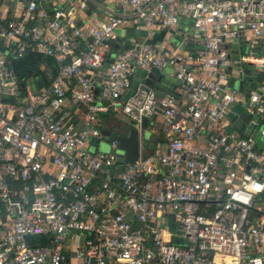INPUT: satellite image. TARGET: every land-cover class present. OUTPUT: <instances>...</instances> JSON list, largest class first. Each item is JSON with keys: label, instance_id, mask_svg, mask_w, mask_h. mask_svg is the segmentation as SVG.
I'll return each mask as SVG.
<instances>
[{"label": "built area", "instance_id": "1", "mask_svg": "<svg viewBox=\"0 0 264 264\" xmlns=\"http://www.w3.org/2000/svg\"><path fill=\"white\" fill-rule=\"evenodd\" d=\"M115 1L0 3V46H20L0 49V264H264V0ZM128 25L145 36L120 40ZM29 52L57 63L39 89L11 66ZM152 67L175 90L141 81L123 100ZM109 110L164 148L127 163L112 136L98 152Z\"/></svg>", "mask_w": 264, "mask_h": 264}, {"label": "crops", "instance_id": "2", "mask_svg": "<svg viewBox=\"0 0 264 264\" xmlns=\"http://www.w3.org/2000/svg\"><path fill=\"white\" fill-rule=\"evenodd\" d=\"M96 1H97V3H99V5L107 6L109 9H112L115 12H118V10H119V4H117V2L115 0H96ZM2 2H5V0H0V3H2ZM9 5L11 6V8L13 7L11 2H9ZM45 6H46V8L50 9V2L45 3ZM86 14H87V17L94 18V17L102 16V10L99 9L98 6L92 4V5H89V8L86 11ZM81 15H84V12H81ZM145 31L146 30H145L144 26H142V29L135 33L133 28L128 25V26H124V27L118 29L117 34H119L120 40L121 39L127 40V39L132 38L135 34L140 36V37H144ZM178 38H179L178 34L175 35L174 33H171V32H169V33L156 32L153 40L155 42H161L162 44H165V46H167V47H173L178 43ZM169 76L172 77L173 75L170 74ZM36 81H37V79H35L34 88L39 89L36 86ZM162 82L164 84H166L167 86L171 85L166 80L162 79ZM69 108L72 112L77 113L80 117L82 116L83 111H84V108L81 106L69 105ZM108 113H111L112 115L109 116ZM97 118H98L97 124L100 127L101 132H102L103 128L105 130H108L109 133H105L108 138H110L112 136L114 137L117 134H121L117 131L118 130L117 128L123 127L125 125L124 124L125 122H126V124H128V126L130 123L128 118L126 116H124V114H122V112L120 110H109L107 112H102L98 115ZM155 120H156V122L162 124L161 123L162 117L160 114V110H157ZM114 128H116V130ZM112 131H114V132H112ZM144 139L145 138H142L140 141L139 155L154 154L158 149L161 150L164 148L165 141H166L165 136L159 130L157 132H153L151 134H148L147 139H149V142H148L147 148L143 147V140Z\"/></svg>", "mask_w": 264, "mask_h": 264}, {"label": "water", "instance_id": "3", "mask_svg": "<svg viewBox=\"0 0 264 264\" xmlns=\"http://www.w3.org/2000/svg\"><path fill=\"white\" fill-rule=\"evenodd\" d=\"M264 50V48H263ZM264 52V51H263ZM111 62L110 58H106L102 68L101 72H105L109 63ZM245 81H250L251 77L249 76L250 69L246 68L245 70ZM172 72V69L170 67L164 68L162 70H159L156 67H152L150 71L147 72L146 69L143 68H137L134 74V77L131 82L130 89L128 90L127 94L124 96L123 100H125L137 87L138 83L143 81V84H141V87L144 89H149V86L152 85L155 89V93L159 97H163L165 93H171L179 84V81L176 80L174 76H169ZM144 78V80H143ZM163 80H166L171 84L170 86H167L162 82ZM234 83V80L232 79L229 83L230 86H232ZM37 88H40L42 86L41 81H36ZM250 87H255V82H250ZM239 90L243 91V81H240L238 83ZM241 110V107L238 105H235L232 108V111L228 114L229 117L232 116L233 112H239ZM245 117V113H241L240 117L234 121V125L236 127H240L242 119ZM146 124V120L143 121V125ZM148 133L145 132L143 135H141L138 130L135 127L129 126V129L125 134H117L114 136L119 142V148L124 151V162L131 163L134 162L138 155H139V142L141 138H147ZM171 231H173V226H170ZM175 243H179L180 241H177L174 239Z\"/></svg>", "mask_w": 264, "mask_h": 264}, {"label": "trees", "instance_id": "4", "mask_svg": "<svg viewBox=\"0 0 264 264\" xmlns=\"http://www.w3.org/2000/svg\"><path fill=\"white\" fill-rule=\"evenodd\" d=\"M11 66L19 79L32 77L47 85L57 71V64L52 56L29 52L21 58L13 59Z\"/></svg>", "mask_w": 264, "mask_h": 264}, {"label": "rangeland", "instance_id": "5", "mask_svg": "<svg viewBox=\"0 0 264 264\" xmlns=\"http://www.w3.org/2000/svg\"><path fill=\"white\" fill-rule=\"evenodd\" d=\"M175 35H177V33H174ZM109 116H111L112 114L111 113H108ZM125 125L123 127H120V128H117L118 132L121 133V134H125L127 132V130L129 129V126L128 124H126V122L124 123ZM116 130V128H114ZM114 132V131H112ZM105 133H109L108 130H105L103 128L101 134H102V140H99V144H98V147H97V150L98 152L100 153H109L111 151V148H110V144H109V141H108V137ZM111 134V133H110ZM148 142H149V139L145 138L143 140V147L144 148H147L148 147Z\"/></svg>", "mask_w": 264, "mask_h": 264}, {"label": "bare ground", "instance_id": "6", "mask_svg": "<svg viewBox=\"0 0 264 264\" xmlns=\"http://www.w3.org/2000/svg\"><path fill=\"white\" fill-rule=\"evenodd\" d=\"M19 48H20V46L15 45V44L0 46V49L8 50V51L18 50Z\"/></svg>", "mask_w": 264, "mask_h": 264}]
</instances>
